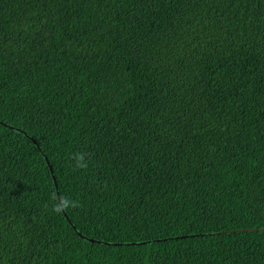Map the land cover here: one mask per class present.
I'll return each mask as SVG.
<instances>
[{"label": "trees", "instance_id": "1", "mask_svg": "<svg viewBox=\"0 0 264 264\" xmlns=\"http://www.w3.org/2000/svg\"><path fill=\"white\" fill-rule=\"evenodd\" d=\"M0 264H264V0H0Z\"/></svg>", "mask_w": 264, "mask_h": 264}, {"label": "clouds", "instance_id": "2", "mask_svg": "<svg viewBox=\"0 0 264 264\" xmlns=\"http://www.w3.org/2000/svg\"><path fill=\"white\" fill-rule=\"evenodd\" d=\"M235 103L236 102H231V103H229V107H234V105H235ZM34 144L35 145H37V143L36 142H34ZM48 168H49V170H50V173H51V177H52V180H53V183H54V186H55V189H56V191H57V197H58V199L60 198V193H59V186H58V182H57V178H56V175H55V172H54V169H53V166H52V164L51 163H49L48 162ZM23 198H26V199H35V198H33V197H23ZM40 199H43V200H46V201H48V202H54V199L53 198H51V197H42V198H40Z\"/></svg>", "mask_w": 264, "mask_h": 264}]
</instances>
